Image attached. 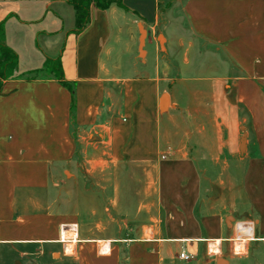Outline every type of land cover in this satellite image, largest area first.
Wrapping results in <instances>:
<instances>
[{"label": "crops", "instance_id": "obj_1", "mask_svg": "<svg viewBox=\"0 0 264 264\" xmlns=\"http://www.w3.org/2000/svg\"><path fill=\"white\" fill-rule=\"evenodd\" d=\"M113 1L105 10L92 3L90 22L77 34L68 0H0L5 42L18 56L16 77L0 88V264L248 260L256 240L235 246L221 229L209 238L186 210L187 198H169L163 211L159 197L143 198L133 223L113 225L111 202L100 214L85 203L91 192L82 189L84 180L150 173L163 161L170 166V158L172 165H190L192 155L239 156L237 167L248 166L251 184L256 166H264V0L168 2L163 15L181 8L188 31L177 20L163 24L164 50L160 35L152 48L167 57L153 75L148 28L159 30L162 2ZM59 56L75 89L73 115L71 92L58 80L18 78ZM245 153L254 158L243 159ZM215 243L217 254L211 252ZM240 248L244 253L236 254ZM182 253L191 258L181 259Z\"/></svg>", "mask_w": 264, "mask_h": 264}, {"label": "rangeland", "instance_id": "obj_2", "mask_svg": "<svg viewBox=\"0 0 264 264\" xmlns=\"http://www.w3.org/2000/svg\"><path fill=\"white\" fill-rule=\"evenodd\" d=\"M160 1L162 5L159 13L161 17L159 30L152 33L148 28L149 37L146 50L150 52V55L147 69L151 75L154 74L156 64L164 62V58L167 57L165 54L157 55L152 48L155 43L153 38L158 35L168 36L167 31L162 29L163 24L171 19L177 20L180 22V28L188 31L181 8H174L168 16L163 15L167 3L172 4L174 0ZM141 28L145 32L146 40L147 33L143 25ZM144 57L145 52L142 55V58ZM168 58H170V54ZM185 102L188 103V99ZM174 131L177 135L180 129L175 127ZM240 156L246 160L254 158L253 154L245 153ZM190 159L192 164L189 165L187 162L185 166L182 161L172 165V158H170V166L162 160V164L156 166V170L150 173L130 170L117 171L106 176L103 175L101 178L84 180L82 190L91 192L85 196L84 201L95 207L96 210L98 209L100 214L108 205L106 203L111 202L113 205L111 206V223L116 225L122 219L127 224L133 223L134 220L130 218L138 210L143 198L150 199L152 197L153 201L158 202L159 197L162 211L167 207L169 198L170 201L173 197L187 198L185 206L188 207L186 210L194 215L195 224L202 232L208 233L209 238H214V235L210 234L214 233L216 229H221L224 237L226 234L229 236L231 234L229 239L232 237L234 239L235 235L233 236V234H235L238 223L252 222L255 225L254 239L256 241H251L250 256L248 260H238L235 264H264V241L259 242L258 240L264 236L262 233L258 234L261 220L264 224V166H256L254 179L249 186H246L248 166H244L242 170L239 169L237 159L222 157L217 161L211 156L197 155L190 156ZM108 179L110 181H107ZM117 196H121V198H117ZM128 217L129 219H127ZM227 219H230V224L227 223ZM145 222L149 221L144 220ZM237 244L244 245L243 242H236L235 246ZM217 245L218 243H215L212 246L213 254L219 252ZM244 250L245 248H240L235 253L240 255L244 253Z\"/></svg>", "mask_w": 264, "mask_h": 264}, {"label": "trees", "instance_id": "obj_3", "mask_svg": "<svg viewBox=\"0 0 264 264\" xmlns=\"http://www.w3.org/2000/svg\"><path fill=\"white\" fill-rule=\"evenodd\" d=\"M68 2L74 7L76 16V26L74 33H81L86 29L90 22V6L95 3L98 8L105 10L114 3L113 0H68ZM18 69V56L10 49L5 42V28L4 23H0V88L2 84L16 77V72ZM53 73L50 76H45L44 73ZM52 78L58 80L64 87H66L72 95V115L75 109V89L72 84L65 81L63 72L61 70L60 56L56 60L48 59L44 69L31 71L20 75V79H37V78Z\"/></svg>", "mask_w": 264, "mask_h": 264}, {"label": "built area", "instance_id": "obj_4", "mask_svg": "<svg viewBox=\"0 0 264 264\" xmlns=\"http://www.w3.org/2000/svg\"><path fill=\"white\" fill-rule=\"evenodd\" d=\"M255 227L252 222H242L238 223L236 225V231H235V238L234 240L237 241H250L254 240V233H255ZM233 240V239H232ZM180 258L183 260H189L191 257L189 255H186L185 253H182L180 255Z\"/></svg>", "mask_w": 264, "mask_h": 264}, {"label": "water", "instance_id": "obj_5", "mask_svg": "<svg viewBox=\"0 0 264 264\" xmlns=\"http://www.w3.org/2000/svg\"><path fill=\"white\" fill-rule=\"evenodd\" d=\"M145 33V32H144ZM142 31H141V38H140V51H141V53L143 52V49H144V45H145V34H144ZM163 36L162 35H160L159 36V42H160V44H161V48L162 49H164V47H163V42L164 41H162L161 40V38H162ZM168 101H169V96L168 95H164L163 96V98H162V108L165 110L167 107H168ZM246 141H247V139H246V135L244 134L243 136H242V138H241V152L242 153H244V151H245V148H246ZM231 219V218H230ZM230 219H227V223L228 224H230ZM233 220H234V218H232ZM224 260H220V262H219V264H224Z\"/></svg>", "mask_w": 264, "mask_h": 264}, {"label": "bare ground", "instance_id": "obj_6", "mask_svg": "<svg viewBox=\"0 0 264 264\" xmlns=\"http://www.w3.org/2000/svg\"><path fill=\"white\" fill-rule=\"evenodd\" d=\"M141 31L144 33V30L141 29ZM145 34V33H144ZM142 55H144V51L142 52Z\"/></svg>", "mask_w": 264, "mask_h": 264}]
</instances>
